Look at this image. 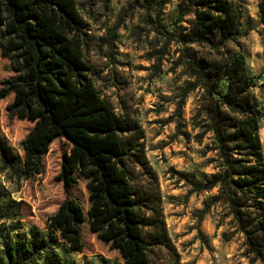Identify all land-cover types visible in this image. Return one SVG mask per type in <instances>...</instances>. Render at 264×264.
Here are the masks:
<instances>
[{
  "label": "rangeland",
  "instance_id": "obj_1",
  "mask_svg": "<svg viewBox=\"0 0 264 264\" xmlns=\"http://www.w3.org/2000/svg\"><path fill=\"white\" fill-rule=\"evenodd\" d=\"M74 2L84 75L100 101L117 116L138 122L143 131L144 156L156 178L152 182L131 164L126 169L135 196L149 199L139 208L143 227L135 229L145 246L141 249L137 240H104L108 228H120L119 219L105 209L99 195L89 192L76 168L70 172L72 183H65L61 175L73 146L66 137L49 145L40 173L23 175L20 142L33 123L7 118L6 106L13 99L9 95L0 99V138L19 160L11 168L0 160V264H126L130 258L137 264L143 258L148 264H261L235 232L224 205H211L217 188L188 194L202 183V175L209 179L219 170L220 161L208 150L212 134L202 128L206 90L198 86L184 99L181 92L193 81L185 68L191 63L203 71V85L212 97H219L227 79L214 83L207 72L241 55L250 100L263 113L258 136L264 162V0H231L239 13L241 37L219 50L181 44V36H193V16H181L189 0ZM13 75L0 54V82ZM196 136H201L200 143ZM204 205H209L206 214ZM196 240L190 255L185 246ZM41 241L44 250L39 249Z\"/></svg>",
  "mask_w": 264,
  "mask_h": 264
},
{
  "label": "trees",
  "instance_id": "obj_2",
  "mask_svg": "<svg viewBox=\"0 0 264 264\" xmlns=\"http://www.w3.org/2000/svg\"><path fill=\"white\" fill-rule=\"evenodd\" d=\"M188 14L193 16V36H181L183 45L198 43L219 50L241 37L239 13L231 0H189L181 16ZM79 30L74 0H0V54L14 73L0 82V99L13 95L6 106L8 119L33 123L20 142L23 159L0 138V160L6 168L19 160L23 175L30 177L41 172L49 145L57 137H66L73 146L61 175L65 183H72L70 172L76 168L89 192L99 195L105 209L119 219L120 228H108L104 240L116 244L137 240L143 249L144 238L135 229L143 227L139 208L149 199L135 196L126 169L131 164L152 182L156 178L144 156L143 131L138 122L117 116L99 100L84 75L87 67L76 37ZM185 68L193 81L186 84L181 98L198 86L206 90L202 128L212 134L208 150L216 152L220 161L219 170L209 179L202 175V183L188 194L217 188L211 205H224L253 260L264 264V162L258 136L263 113L250 100L244 59L237 55L207 72V80L214 83L227 79L224 93L217 98L203 85V71L191 63ZM195 138L201 142V136ZM208 209L204 205L202 213ZM40 244L44 250L46 244ZM144 262L148 264L146 258ZM124 263L137 264L131 258Z\"/></svg>",
  "mask_w": 264,
  "mask_h": 264
},
{
  "label": "crops",
  "instance_id": "obj_3",
  "mask_svg": "<svg viewBox=\"0 0 264 264\" xmlns=\"http://www.w3.org/2000/svg\"><path fill=\"white\" fill-rule=\"evenodd\" d=\"M191 236V235H190ZM188 238H190V237H188ZM188 245V246H187ZM185 247H186V250L187 251H190V255H192V254H194L195 253V250H196V248H197V246H198V241L196 240V241H194L193 243H191L190 242V244H187ZM200 262H202V261H200Z\"/></svg>",
  "mask_w": 264,
  "mask_h": 264
}]
</instances>
